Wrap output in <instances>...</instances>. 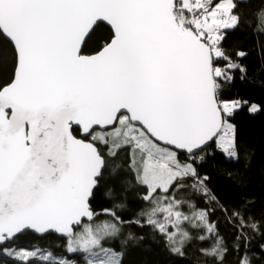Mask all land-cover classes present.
Instances as JSON below:
<instances>
[{
  "label": "snow or ice",
  "instance_id": "obj_1",
  "mask_svg": "<svg viewBox=\"0 0 264 264\" xmlns=\"http://www.w3.org/2000/svg\"><path fill=\"white\" fill-rule=\"evenodd\" d=\"M236 8L234 0H0V254L18 264H75L39 248L3 247L29 230L53 231L86 264H123L126 253L104 242L135 226L158 233L179 257L186 242L215 238L200 252L223 264L215 209L178 195L190 187L237 230L239 264L259 259L244 231H259L258 223L222 205L197 167L213 141L239 158L231 116L241 102L219 97L233 70L246 71L222 47L239 26ZM109 183L105 195L118 200L116 185L143 188L148 207L127 219L118 214L123 202L94 211L95 191ZM127 239L143 236L130 231Z\"/></svg>",
  "mask_w": 264,
  "mask_h": 264
},
{
  "label": "trees",
  "instance_id": "obj_2",
  "mask_svg": "<svg viewBox=\"0 0 264 264\" xmlns=\"http://www.w3.org/2000/svg\"><path fill=\"white\" fill-rule=\"evenodd\" d=\"M235 3L237 4L235 11L240 16V23L237 28L227 31L222 47L233 62L243 66L246 71L241 73L239 70H233V81L223 85L219 97L221 100H239L242 103V107L234 111L231 116V121L237 128L239 158L227 157L221 150L215 148L213 141L206 150L210 154L206 155L205 160L197 167L201 176L209 177L206 182L207 187L222 205L229 209H240L246 218L250 216L258 223L259 231H253L251 228H246L244 231L249 237V255L255 254L259 257V259L254 258L252 264H264V252L257 247L264 244V15H262L264 0H235ZM106 31L105 28L98 35ZM241 51L245 53L243 57L237 55ZM2 56L5 60L10 56L7 44L4 45ZM219 63L223 64L224 61ZM251 104H258L260 110L256 113L250 112ZM73 132L78 136L80 131L74 128ZM120 155L126 159L124 152ZM184 155L180 153L181 159H184ZM129 178L134 183V177ZM185 183L190 185L193 181L189 179ZM111 186V183L102 184L95 191L94 198L90 201L94 211L101 212L104 208L123 202L126 207L118 210V214L127 219L141 208L148 207L138 196V193L144 191L143 188L136 186L125 192L116 185V192L124 197L118 200L105 195L107 188ZM178 195L192 201L197 208L215 209L210 219L217 222L219 234L228 248L223 264H239V259L244 254V241L236 240L237 230L226 221V214L220 206L194 193L190 187ZM183 210L188 211L187 206ZM99 219L105 220L108 217L100 216ZM130 231L136 236H143V239L128 240ZM200 234L202 233L193 232L194 236ZM125 240H127L126 245L122 244ZM214 243L215 238L186 242L185 255L179 257L169 253L158 233H153L148 227L141 229L133 226L123 229L118 237L105 241L104 246L117 252L124 251L126 255L123 264H216L213 257L202 255L200 252L201 248L210 249ZM237 243L240 244L239 251L235 247ZM8 246L39 247L57 255L85 261L83 253L67 252V238L56 233L38 235L27 231L14 242L3 247ZM0 264H18V262L12 257L0 254ZM36 264H45V262H36Z\"/></svg>",
  "mask_w": 264,
  "mask_h": 264
},
{
  "label": "rangeland",
  "instance_id": "obj_3",
  "mask_svg": "<svg viewBox=\"0 0 264 264\" xmlns=\"http://www.w3.org/2000/svg\"><path fill=\"white\" fill-rule=\"evenodd\" d=\"M234 2H235V0H234ZM233 101V100H232ZM237 101H239V100H237ZM241 102V101H240ZM252 105V104H251ZM256 105H258V104H256ZM259 106V105H258ZM242 107V103H241V105H240V107H238L236 110H238V109H240ZM235 110V111H236ZM259 110H260V107H259ZM258 110V111H259ZM257 111V112H258ZM252 113H256V112H252ZM232 122V121H231ZM233 123V122H232ZM234 159V158H233ZM77 231H79V229L77 230ZM8 247H14V246H8ZM16 247V246H15ZM17 248H27V247H17ZM35 248H39V247H33V248H28V249H35ZM39 249H42V248H39ZM42 250H44V251H50V250H46V249H42ZM52 252V251H51ZM53 253V252H52ZM79 253V252H78ZM81 253H83V252H81ZM55 256H64V257H66L68 260H71V261H75V264H86V260L84 261V262H82V261H78V260H76V259H73V258H69V257H67L66 255H57V254H55V253H53ZM85 253H83V257L85 258Z\"/></svg>",
  "mask_w": 264,
  "mask_h": 264
},
{
  "label": "water",
  "instance_id": "obj_4",
  "mask_svg": "<svg viewBox=\"0 0 264 264\" xmlns=\"http://www.w3.org/2000/svg\"><path fill=\"white\" fill-rule=\"evenodd\" d=\"M74 128H76L75 126H74ZM77 129H79V128H77ZM80 131V130H79ZM73 134H74V132H73ZM75 135V134H74ZM77 138H81V139H85L86 137H84L80 132H79V135L77 136ZM29 231H31V230H29ZM31 232H34V231H31ZM35 233V232H34ZM50 233H55V232H53V231H49L47 234H50ZM36 234H38V235H46V234H39V233H36ZM57 234V233H56ZM59 236H62V235H60V234H58Z\"/></svg>",
  "mask_w": 264,
  "mask_h": 264
},
{
  "label": "flooded vegetation",
  "instance_id": "obj_5",
  "mask_svg": "<svg viewBox=\"0 0 264 264\" xmlns=\"http://www.w3.org/2000/svg\"><path fill=\"white\" fill-rule=\"evenodd\" d=\"M88 139H90V138H88Z\"/></svg>",
  "mask_w": 264,
  "mask_h": 264
}]
</instances>
